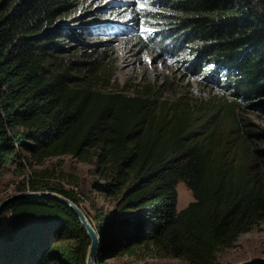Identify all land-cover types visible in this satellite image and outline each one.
I'll return each mask as SVG.
<instances>
[{"label":"trees","instance_id":"1","mask_svg":"<svg viewBox=\"0 0 264 264\" xmlns=\"http://www.w3.org/2000/svg\"><path fill=\"white\" fill-rule=\"evenodd\" d=\"M95 25L126 36L133 66L177 68L182 79L144 71V86L100 90L114 78V48L87 37ZM190 81L221 97L194 95ZM261 108L264 0H0V171L20 158L31 169L62 156L92 164L96 189L119 202L110 223L91 219L99 262L115 238V253L217 264L263 224ZM36 175L19 191L79 208L47 171ZM180 183L194 201L179 211ZM90 243L54 200L24 199L0 214V264H86Z\"/></svg>","mask_w":264,"mask_h":264},{"label":"rangeland","instance_id":"2","mask_svg":"<svg viewBox=\"0 0 264 264\" xmlns=\"http://www.w3.org/2000/svg\"><path fill=\"white\" fill-rule=\"evenodd\" d=\"M68 21H70L68 19ZM93 37V36H92ZM110 33L104 34L102 41L109 43L114 48L113 53L107 54L109 61L106 65H109V75L114 76L110 78V81H106L105 84H99L100 90L108 91H125L131 90L136 85L144 86L146 82H141L143 79L144 71H148L153 78L158 79L162 74L168 75L170 79L176 81L182 79L181 72L177 68L170 67L167 72L162 65L155 66L152 62L145 64V66L136 65L133 66V61L129 55L121 51V45L124 44V38L117 40ZM86 39L83 40V44L86 43ZM68 44L62 46V49L68 48ZM71 48L79 49L76 43L71 44ZM109 50V49H107ZM57 55L64 54L56 52ZM106 76V75H105ZM188 82H185L186 84ZM194 95L208 100L210 98L221 97L220 92L209 88L205 85H199L195 81H190ZM203 89L204 93L198 89ZM130 95V94H128ZM264 108L258 111L261 119L253 116V119L264 128ZM264 147V145H262ZM48 172L51 176V183L53 185L60 186L65 192L72 193L78 200L79 209L82 212L86 223L92 226L93 231L96 233L94 219L99 213L107 216L108 223L114 217L116 212V206H118V200L111 197L108 194L101 195L96 187L99 184V176L95 173V167L92 164H86L80 162L78 159L71 156H62L51 158L45 162L43 166H35L33 169L29 168L28 163L25 160L16 159L11 164L7 165L0 171V204L8 198L18 196L20 194H30L31 192L19 191L20 187L26 186L28 179H32L36 174ZM25 188V189H26ZM178 195V210H183L190 203L194 201L191 191L183 184L180 183L177 186ZM56 194V193H55ZM7 218L2 222L1 227L7 224ZM98 235V233H96ZM100 238V236H99ZM101 239V238H100ZM116 240H112V243L107 245L102 259L96 257L95 264H186L176 259H159L155 257H146L139 254L135 257L123 255L115 250ZM99 254V253H98ZM264 259V223L254 229L252 232L239 237L234 247L230 250L224 251L218 255L217 264H244L247 262ZM98 260V261H97Z\"/></svg>","mask_w":264,"mask_h":264},{"label":"water","instance_id":"3","mask_svg":"<svg viewBox=\"0 0 264 264\" xmlns=\"http://www.w3.org/2000/svg\"><path fill=\"white\" fill-rule=\"evenodd\" d=\"M26 198H29V199H41L42 198V199L54 200V201L62 203L63 205L71 209L76 214V216L80 219V223L82 224V226L88 230L90 238H91V245L88 249L86 264H95L96 257L98 256V253L100 251L99 239L97 235L91 230V228L89 227V224L86 223L85 218L82 212L80 211V209L75 204L70 203L63 196H60L55 193H50V192L39 193L38 195L20 194L15 197L8 198L4 202H2L0 204V214L10 204L22 201ZM244 264H264V259H259V260L247 262Z\"/></svg>","mask_w":264,"mask_h":264},{"label":"clouds","instance_id":"4","mask_svg":"<svg viewBox=\"0 0 264 264\" xmlns=\"http://www.w3.org/2000/svg\"><path fill=\"white\" fill-rule=\"evenodd\" d=\"M102 29H107L106 26L103 25H95L92 27H87L85 30V34L87 35V37H92V36H96V37H102V35H98L97 33H99ZM126 36L124 35L123 38H125ZM110 40H114L115 39H110ZM102 43H104L103 41H101ZM107 44V43H105Z\"/></svg>","mask_w":264,"mask_h":264},{"label":"bare ground","instance_id":"5","mask_svg":"<svg viewBox=\"0 0 264 264\" xmlns=\"http://www.w3.org/2000/svg\"><path fill=\"white\" fill-rule=\"evenodd\" d=\"M122 29L121 28H119V31H121ZM40 192H37V193H30V194H28V195H33V194H36V195H38ZM51 193V192H50ZM25 194H26V192H25ZM61 196V195H60ZM26 199H29V198H26ZM67 199V198H66ZM68 200V199H67ZM69 201V200H68ZM70 203H72L71 201H69ZM72 204H74V203H72ZM89 227L91 228V230L93 231V229H92V226L89 224ZM85 230H86V232H87V234H88V236H89V238H90V235H89V232H88V230L85 228ZM94 233H95V231H93ZM97 233V232H96ZM95 233V234H96ZM97 235V234H96ZM97 237H98V239H99V249H100V246H101V239L99 238V235H97ZM90 241H91V238H90ZM90 245H91V243H90Z\"/></svg>","mask_w":264,"mask_h":264}]
</instances>
